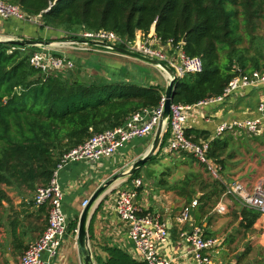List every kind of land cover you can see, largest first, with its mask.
Returning <instances> with one entry per match:
<instances>
[{
    "label": "trees",
    "instance_id": "16d2710c",
    "mask_svg": "<svg viewBox=\"0 0 264 264\" xmlns=\"http://www.w3.org/2000/svg\"><path fill=\"white\" fill-rule=\"evenodd\" d=\"M2 1L18 6L26 17L24 21L11 20L28 23L42 33L47 30L59 34L61 41L81 40L83 32L102 30L127 41L134 40L137 31L148 34L152 29L164 42L173 40L176 44L186 38L185 52L201 57L204 69L176 80L173 104L193 105L221 95L236 74L234 67L243 72L264 67V37L253 34L264 29V0ZM246 43L257 54L249 55ZM38 50L0 42V186L17 185L29 190H34L38 182L46 186L64 154L96 133L122 126L133 114L158 107L165 96L162 85L128 79H82L69 71L42 73L30 64V57ZM186 135L200 143L209 140L212 133L187 128ZM235 141L229 132L209 143L207 158L219 168L218 178L199 162L207 179L203 173H191L176 186L187 205L197 200V225L202 226L201 220L231 183L223 173L235 166ZM139 176L137 171L128 182ZM261 217V211L242 204L235 213L236 220L241 219L239 228L246 232ZM77 224L78 220L69 226L76 229ZM106 252L108 256L101 264H146L118 248H106Z\"/></svg>",
    "mask_w": 264,
    "mask_h": 264
},
{
    "label": "built area",
    "instance_id": "2783aa9c",
    "mask_svg": "<svg viewBox=\"0 0 264 264\" xmlns=\"http://www.w3.org/2000/svg\"><path fill=\"white\" fill-rule=\"evenodd\" d=\"M0 18L19 21L26 19L25 14L18 6L5 3L2 0H0ZM80 36L81 40L105 43L108 46L105 48L106 53L109 54L116 53L123 56L111 48L117 46L164 63L174 71L176 80L187 74L201 73L204 69L203 59L199 56H189L183 48L185 44L183 41L176 44L173 40L164 42L156 35L154 29L148 34L137 31L135 39L132 41H127L112 31L104 30L86 31ZM64 46L63 48L92 51L91 46L81 44L80 40L68 41ZM40 48L42 49L30 57V64L35 69L42 73L66 72L75 69L76 64L71 57L65 54L58 56L55 52L49 51L48 47ZM160 70L162 69L160 68ZM234 72L236 74L221 95L206 98L193 105L172 104L170 117L163 126L169 133V137L162 152L191 154L198 162L206 164L211 174L218 178L219 168L207 158L210 141L229 132L244 131L258 136L264 131V103H260L257 108V116L224 121L216 127L211 138L207 141L196 143L186 135L187 121L191 113L199 114L206 108L224 105L229 99L243 93L248 88L264 86V67L251 72H243L234 67ZM163 111L164 99L158 107L133 114L122 126L96 133L83 144L63 155L49 183L36 189L34 202L38 207H47V225L40 238L24 252L20 264H52L69 233V222L64 212V193L59 180L60 172L72 163H98L109 159L124 144L153 135L161 122ZM206 120L209 121V118L207 117ZM126 184L129 185L126 189L114 188L105 197L114 194V212L118 220L127 228L129 240L141 255L142 262L173 264L172 260L163 257L158 250L159 244L168 241L169 227L167 223L158 213L148 211L138 203L139 189L143 186V180L136 178L131 182L126 181ZM229 198L239 201L244 207L261 211L264 216V185H248L245 181L233 180L226 185V191L214 207V212L225 214L228 210L225 200ZM88 202L89 199L84 200L82 208L86 207ZM197 205V200H194L191 204L183 207L181 213L175 217L176 224L180 227L181 241L190 247L189 258L193 263L222 264L223 262L218 258L223 241L218 237H207L204 228L194 223L191 209L196 208Z\"/></svg>",
    "mask_w": 264,
    "mask_h": 264
},
{
    "label": "crops",
    "instance_id": "0c3cea01",
    "mask_svg": "<svg viewBox=\"0 0 264 264\" xmlns=\"http://www.w3.org/2000/svg\"><path fill=\"white\" fill-rule=\"evenodd\" d=\"M41 36L44 38L48 36L51 38H60L59 34H52L47 30L42 33L37 27L28 23L0 18V39H33L36 37L40 38ZM50 48L52 49L53 46L49 47V49ZM59 53L66 54L74 60L76 59V56L73 52L71 53V51L64 50ZM77 62L80 63L81 61L77 59ZM81 76L85 77L84 75ZM99 78L111 79L105 74L95 71L90 74L89 79ZM166 87L167 86H165V88ZM260 103H264V86L262 85L246 89L243 93L229 99L224 105L206 108L199 114L196 112L191 113L187 121V128L208 130L213 134L216 127L224 122L225 118L227 120H235L257 116V108ZM207 117L209 121L206 120ZM156 131L147 138L135 139L124 144L117 153L109 159H104L98 163H72L67 165L60 172L59 180L64 193V212L67 215L70 226L74 221H79L83 209L82 202L84 200L90 199L101 185L114 175L127 171L134 161L149 151L155 139ZM263 133L264 131L258 136H261ZM165 136H167V139L164 146L167 143L169 133L166 132L163 127L162 142ZM162 149L161 144L158 153ZM169 155L170 154L161 151L156 157L158 160H161ZM189 159L192 161L189 162ZM187 161L189 164H194L192 162H195L191 156L188 157ZM184 162H186L185 159ZM195 163L199 164L197 160ZM260 170L261 169L255 170L254 165L251 168L247 167L244 171V175H241L238 180L245 181L248 185H264V176L258 178V176L262 175V171ZM191 173H194V171H190L187 174L190 175ZM129 178L130 177L124 178V180H118L114 184V188H119L123 185L126 189L127 185L125 184ZM139 178L143 180V186L139 189L138 203L146 210L158 213L169 227L168 241L158 245L160 254L172 260L173 264H195L189 258V252L191 251L190 247L181 241L180 227L175 221V217L179 215L183 207L187 205L186 199L179 196L176 187L168 189V181L164 180L162 186L164 190H161V195H159L160 199H158L153 206L150 200L151 192L154 190L152 187L153 182L145 180L143 176ZM35 193L36 190L33 192L32 190L17 185L8 187L3 184L0 186V264H20V259L24 252L40 238L46 228L48 209L47 207L36 206L34 202ZM199 196L198 194V197ZM225 202L227 209L229 206L228 204H234L235 209L239 208L241 204L234 199H228L225 200ZM217 215L221 214L216 212L207 214L201 220V223L207 237H218L223 241L219 255V259L223 262L220 256L223 257L228 251L226 242L224 238L215 234L222 233L228 236V234H232L234 227L231 226L232 221L230 220H228L225 225H222L221 222H218V219H216L218 217ZM262 218H264V216H262ZM193 220L196 224L194 214ZM261 221L262 220H259L256 226H258ZM236 225H238V223H236ZM70 229V233L66 236L59 254L52 264H83L76 236V230L78 229H72L71 227ZM88 236L95 264H101L100 261H104L102 257H105V255L107 258L108 253L104 251L106 248L121 249L128 253L134 260L144 263L142 262L141 255L128 238L127 228L118 220L114 212V194H109L106 197L104 196L101 203L95 209L89 222Z\"/></svg>",
    "mask_w": 264,
    "mask_h": 264
},
{
    "label": "rangeland",
    "instance_id": "374dc122",
    "mask_svg": "<svg viewBox=\"0 0 264 264\" xmlns=\"http://www.w3.org/2000/svg\"><path fill=\"white\" fill-rule=\"evenodd\" d=\"M253 34H259V36L262 35L264 37V29L262 28L259 31H255ZM65 35L68 36L67 34ZM61 39L62 37H46L42 40L54 43L53 48H50L49 51L62 52L67 50L71 51V53H74L76 56V67L73 69V71H69V73L75 77L80 74L79 77L82 79H88L90 78V74L94 73L95 71L105 74L107 77L115 80L128 79L138 83H151L154 85L167 86V82L165 80L166 74L159 68L153 67L133 58L120 56L116 53H106L105 48L97 46H91L92 51L89 52L67 47L63 49V47H65L64 44L71 40L63 39L61 41ZM244 47L249 48V55L257 54L255 50L251 48L249 43H246ZM37 48L40 50L42 49L40 47ZM77 59H79L81 62H77ZM81 75H84L85 77ZM233 134L236 138L233 149H235L238 154L234 160L235 166L226 170L225 173H223V178L228 182H232L233 179L238 180L240 179L241 175H244L245 169L247 167L251 168L253 165L255 170L261 169L260 171H262V175L258 176V178L264 176V133L261 136H251L247 133H243L242 131H236L233 132ZM188 157L189 155L185 153L170 154L161 160H158L156 157L153 161L150 160L139 170V177L142 178L143 176L145 180L153 182L152 187L154 190L151 192L150 196L153 206L155 202L160 199L159 195H161V190H164L162 187L164 180L168 181V183H166L169 185L168 189H170L172 187H176L181 180H184V177H186L188 175L187 173L190 171H194V173H203L204 178L207 179V174L201 165L195 162H192L194 164H189V162L192 160L189 159L188 162ZM184 159L186 162H184ZM165 173L168 174L164 175ZM42 185H44L43 182H38L35 185V189L32 191L34 192L39 186ZM128 186L129 185H127V187ZM194 188L199 190L198 186H195ZM118 189L124 190L125 188L122 185ZM228 205L227 212L225 214L217 215L218 217L216 218L218 219V222H221L222 225H225V223L230 220L232 221L231 226L234 227V231L232 234H228V236L222 233L215 234L225 239L226 248L228 250L225 255H223V257L220 256V258L223 260L222 264H237L239 260H241V264H264V218L261 217L259 219L262 220L260 224L256 226L259 221L258 220L253 229L246 232L239 228L241 219L236 220L235 218V213L239 208L235 209V205L232 203ZM194 212L195 208L191 209L192 216ZM211 213H214V208L208 214ZM236 223H238V225H236ZM104 251L106 252V250ZM105 259L106 255L105 257H102V260ZM218 260L220 261L219 258Z\"/></svg>",
    "mask_w": 264,
    "mask_h": 264
},
{
    "label": "water",
    "instance_id": "95a60500",
    "mask_svg": "<svg viewBox=\"0 0 264 264\" xmlns=\"http://www.w3.org/2000/svg\"><path fill=\"white\" fill-rule=\"evenodd\" d=\"M0 42H8L13 45L21 46V47H48L49 48L54 45V43L49 42V41H44V40L35 41L33 39H9V40L0 39ZM183 42L186 43V38H183ZM80 43L87 44L89 46H95V47L96 46L102 47V48L108 47L105 43L96 42V41L80 40ZM111 48L115 50V52L120 53L125 57H129V58L142 61L146 64H149L159 69L161 68L165 72L166 74L165 76L167 80V87H166L165 96H164V111H163L161 122L156 129L157 131H156L155 139L149 151L146 154H144L142 157L134 161L127 171H123V172H120L114 175L111 179H109L103 185H101L98 188V190L90 197L87 206L82 209V212L80 214L79 221H78V227H77L78 229L77 240H78L80 257L82 258L83 264H95L93 260L92 251H91L90 244H89V236H88L89 222H90V219L95 209L101 203L104 196L114 190V184L118 180L128 178L136 174L137 171H139L142 167H144V165L148 163L152 159V157L155 156L160 150V147L162 144V130H163L164 122L167 119H169L170 114H171V106L173 104L172 103L173 90H174V85L176 82L174 71L170 69L168 66H166L164 63H161L155 59L143 56L137 52H133V51H130L122 47L112 46ZM225 121H227L226 118H225Z\"/></svg>",
    "mask_w": 264,
    "mask_h": 264
},
{
    "label": "bare ground",
    "instance_id": "6f19581e",
    "mask_svg": "<svg viewBox=\"0 0 264 264\" xmlns=\"http://www.w3.org/2000/svg\"><path fill=\"white\" fill-rule=\"evenodd\" d=\"M58 45V44H57ZM122 180H124V179H122ZM117 185V184H116Z\"/></svg>",
    "mask_w": 264,
    "mask_h": 264
}]
</instances>
